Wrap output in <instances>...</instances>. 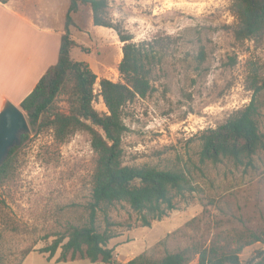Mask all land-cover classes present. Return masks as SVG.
I'll use <instances>...</instances> for the list:
<instances>
[{
  "label": "rangeland",
  "instance_id": "1",
  "mask_svg": "<svg viewBox=\"0 0 264 264\" xmlns=\"http://www.w3.org/2000/svg\"><path fill=\"white\" fill-rule=\"evenodd\" d=\"M39 1L60 25L67 1ZM232 1L108 0L103 19L132 35V42L151 40L158 56L151 92L122 109L127 128L123 162L183 169L194 186L150 226L140 225L138 214L123 204L111 210L116 225L108 247L119 263L141 253L157 259L187 249V264H197L198 250L216 243L232 248L235 233L264 230V88L257 96L262 147L243 164L199 159L202 131L224 123L250 101L254 78L264 82V33L237 40ZM72 16L70 30L77 46L70 56L86 61L97 75L93 105L106 111L98 82L121 80L117 64L122 42L114 28L94 26L89 5H81ZM16 155L14 172L0 187V261L16 264L32 248L22 264H105L88 259L55 262L60 248L51 260L37 251L70 224L87 218L95 165L89 133L78 130L59 144L51 129L35 134L30 128ZM99 221L105 224L101 217ZM262 249L260 242L245 246L239 264H264Z\"/></svg>",
  "mask_w": 264,
  "mask_h": 264
},
{
  "label": "trees",
  "instance_id": "2",
  "mask_svg": "<svg viewBox=\"0 0 264 264\" xmlns=\"http://www.w3.org/2000/svg\"><path fill=\"white\" fill-rule=\"evenodd\" d=\"M81 5H89L94 25L114 28L122 42V57L117 64L121 80L115 82L101 78L98 82V94L106 111L100 112L93 105L97 75L86 61H76L70 56L71 49L77 46L70 31L74 25L72 14ZM107 6L108 0H69L58 60L19 104L35 134L51 129L55 141L63 144L76 131L84 130L90 135V145L95 155L90 200L86 205L87 218L81 224H70L65 233L37 251L47 253L46 259L51 260L60 248L55 262L88 259L105 264H187L191 259L187 249L168 252L157 259L141 253L119 263L113 257V249L108 247L109 240L114 237L112 229L116 225L110 218V212L116 205H125L138 214L140 225L150 226L153 220L161 219L174 209L176 198L193 191L194 186L183 169L131 166L123 162L122 137L127 128L122 109L135 97L143 98L151 92L152 68L158 56L151 46V40L132 42V35L122 34L106 22L102 14ZM231 7L238 20L234 32L237 40L264 33V0H233ZM263 88L264 82L259 84L258 78H254L249 85L252 90L250 101L224 123L202 131L199 150L201 162L216 163L229 159L243 164L262 147L263 135L259 129L261 105L257 96ZM28 138L29 133L22 134L20 144ZM19 145L11 148L0 166V187L14 172ZM100 217L105 223L103 226ZM233 241L232 248L216 243L198 250L197 264H239V254L243 248L255 242L263 245L261 254L264 258V230L235 233ZM32 250H24L16 264H22ZM0 264L3 262L0 261Z\"/></svg>",
  "mask_w": 264,
  "mask_h": 264
},
{
  "label": "crops",
  "instance_id": "3",
  "mask_svg": "<svg viewBox=\"0 0 264 264\" xmlns=\"http://www.w3.org/2000/svg\"><path fill=\"white\" fill-rule=\"evenodd\" d=\"M66 1L65 16L69 5ZM39 2L0 0V111L7 101L19 106L58 60L65 16L57 25L58 18Z\"/></svg>",
  "mask_w": 264,
  "mask_h": 264
},
{
  "label": "water",
  "instance_id": "4",
  "mask_svg": "<svg viewBox=\"0 0 264 264\" xmlns=\"http://www.w3.org/2000/svg\"><path fill=\"white\" fill-rule=\"evenodd\" d=\"M30 128L24 111L7 101L0 111V166L11 148L21 143V135L29 133Z\"/></svg>",
  "mask_w": 264,
  "mask_h": 264
},
{
  "label": "bare ground",
  "instance_id": "5",
  "mask_svg": "<svg viewBox=\"0 0 264 264\" xmlns=\"http://www.w3.org/2000/svg\"><path fill=\"white\" fill-rule=\"evenodd\" d=\"M120 55H121V53H120Z\"/></svg>",
  "mask_w": 264,
  "mask_h": 264
}]
</instances>
